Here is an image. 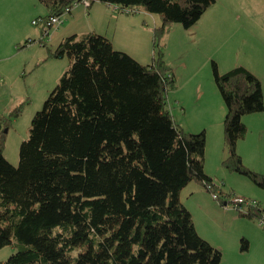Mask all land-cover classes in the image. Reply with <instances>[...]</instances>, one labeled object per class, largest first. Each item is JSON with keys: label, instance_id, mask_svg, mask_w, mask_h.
<instances>
[{"label": "trees", "instance_id": "16d2710c", "mask_svg": "<svg viewBox=\"0 0 264 264\" xmlns=\"http://www.w3.org/2000/svg\"><path fill=\"white\" fill-rule=\"evenodd\" d=\"M37 1L44 19L98 2L120 13L137 8L124 15L142 9L160 24L147 65L95 32L47 49L51 58L66 55L69 67L32 117L17 166L3 157L0 120V249L15 248L0 264H219L221 252L197 233L179 199L191 181L209 193L218 188L203 171L204 131L185 132L167 108L177 87L160 44L171 24L192 27L214 0ZM212 71L225 107L222 166L264 190V175L236 151L247 132L241 117L263 110L261 83L243 66L219 74L212 63ZM241 215L264 220L261 207Z\"/></svg>", "mask_w": 264, "mask_h": 264}, {"label": "rangeland", "instance_id": "374dc122", "mask_svg": "<svg viewBox=\"0 0 264 264\" xmlns=\"http://www.w3.org/2000/svg\"><path fill=\"white\" fill-rule=\"evenodd\" d=\"M133 15L137 16L140 13ZM16 19L20 27H16L15 17L12 19L11 26V42L15 48L11 50L10 57L5 62L9 66L8 75L3 85L0 86V120L7 122L6 132H4L3 157L12 166L18 164L19 147L28 138L32 117L42 109L48 94L69 67V59L66 55L61 58L48 57L46 50L48 48L54 50L57 45L55 46L53 41H49L42 46L41 41H46L47 36H40L42 30L40 34H36L37 29L41 28L40 26L32 25L30 19L24 23L22 17ZM171 25L169 31L160 38V43L163 53L166 52L168 55L164 61L173 70L176 87L179 82L184 86L186 80L191 79L192 82L195 81L191 85L197 86L200 83L203 86V91L216 95L218 104L214 107L213 117L218 120L222 129L225 107L213 78L212 63L216 65L219 74L235 66L245 67L259 79L264 91V0H214V3L205 10L192 27L185 29L180 24ZM53 30L52 27L50 32ZM126 36L124 45H132L128 34ZM27 37L34 42L20 48L19 45H23V40L25 38L27 40ZM172 45H186L184 51L188 53L192 50L195 55L186 54L185 64L182 65L178 61L174 53L175 47ZM16 63L20 65L18 69L15 68ZM174 97V92L170 91L167 97V108L174 122L180 127L182 122L185 132L198 133L199 131H187L193 129H190L189 123L180 121ZM244 117H253L249 122L251 132H248V137L255 140L257 150L262 156L256 162L250 161L251 170L263 174L264 109L259 114L251 113L248 116H242L241 120H244ZM189 119L190 117L187 120ZM219 131L220 129L218 133ZM221 133L223 135L222 130ZM215 138L213 129L211 133H208L207 141L205 140L206 156H204V163L207 157V167L210 168L211 175L215 176L212 179L213 182L220 185L221 191L225 193L230 192L236 196H241L239 194L242 193L250 196L247 199L255 200L264 210V190L246 177L229 172L220 165L221 148L226 156L223 146L224 137L221 146L216 143ZM207 196L213 202L215 201L210 193H207ZM184 202L189 204V201ZM203 206L202 204V208ZM202 208L199 211L197 209L193 211L194 220L191 218L194 226L207 242L223 252L221 264H236L237 261L234 260L231 246L233 241H236V244L238 241L240 246V236L246 228L238 229V223L218 217L216 212L208 215L207 218L199 215L203 211ZM205 208L213 210L207 204ZM14 251L15 248L11 245L1 248L0 262L5 261Z\"/></svg>", "mask_w": 264, "mask_h": 264}, {"label": "crops", "instance_id": "0c3cea01", "mask_svg": "<svg viewBox=\"0 0 264 264\" xmlns=\"http://www.w3.org/2000/svg\"><path fill=\"white\" fill-rule=\"evenodd\" d=\"M114 7L115 6L113 5L94 2L88 9H84L82 6L73 8L71 13L67 15L66 19L61 23L60 28L57 27L53 31H49L46 42L53 41L56 46L64 37L76 35L78 38L86 33L95 32L108 38L113 48L124 51L142 65L149 64L153 58V44L151 43L152 31L154 27L160 24L159 17L154 14L146 13L142 9H140V15H124L120 12H117ZM46 14V8L37 0H0V86L3 85L8 75L9 66L6 65L5 62L7 61L8 57H10L11 50L15 48L11 42V26L13 17H15L16 20V27L19 28L20 26L16 18L22 17L24 23V21H29L30 19L31 22L33 19L45 16ZM170 26L169 28H171ZM169 28L167 32L169 31ZM40 32L41 28L37 29L36 34L38 35ZM126 34H128L129 38L131 39L132 45H124V43L126 44ZM41 35L42 34H40V36ZM28 39L29 38L27 37V40ZM25 40L26 38L23 41L25 42ZM172 46L175 47L174 53L182 65L185 64L184 57L186 59L188 53H191L193 56L195 55L192 50L188 51V53L184 51V47L186 45ZM46 53H48L47 50ZM167 57V53L164 52V58L166 59ZM19 66V63H16L15 68L18 69ZM186 81L187 82H185L184 86L179 82L177 88L172 91L175 94L174 104L179 111L178 116H180V121L189 123L191 127L190 129H193L187 131L197 132L203 130L206 141L208 138V133H211V131L214 129L216 143L221 146L223 139V135L221 133L222 129L218 124V120L213 117V112L215 111L214 107L218 104L216 101V95H214L212 92L203 91V86L200 83H198L197 86H194L191 84L195 81L192 82L191 79ZM262 92L264 93L263 88ZM257 114H259V112ZM248 115L250 114H245L243 116ZM189 117L190 119L187 120ZM252 118L253 117H244V120L242 119V122L247 128V132L245 137L238 140L236 143V151L240 156L243 165L250 170L252 169L250 161L254 160L256 162L262 157L260 152L257 150L255 140L248 137V132H251L249 122ZM181 128L182 130H185V126L182 122ZM219 129L220 131L218 133ZM221 149V154L219 156L220 165H222L221 162L226 157L225 153L221 151ZM204 156H206L205 151ZM203 171L211 179L215 177L211 175L210 168L207 167V157L206 162L204 163L203 161ZM218 186V190L221 191L220 185ZM207 193L209 194V192H207L201 185L191 181L187 183V185L180 191L179 199L189 211L193 220V211H195V209L199 211L203 204V211L199 213V215L207 218L208 215L216 212L218 217L238 223V229L246 228L244 230L245 232H243V234L240 236V241L242 238L247 241L246 249L242 250L238 241L237 244L236 241H233L231 246L234 260L237 261L236 264H264V226H260L257 219L248 218L239 214L237 211H234L227 205H221L216 201L213 202L212 199H209ZM239 195L250 198V196L246 194L241 193ZM184 201H189V204H185ZM206 204L213 210H207L205 208ZM194 227L196 229V226ZM196 231L199 234L197 229ZM219 251L223 257V252L221 250Z\"/></svg>", "mask_w": 264, "mask_h": 264}, {"label": "built area", "instance_id": "2783aa9c", "mask_svg": "<svg viewBox=\"0 0 264 264\" xmlns=\"http://www.w3.org/2000/svg\"><path fill=\"white\" fill-rule=\"evenodd\" d=\"M77 2H74V5L77 4ZM79 3L82 4L84 7L90 6V0H80ZM114 8L118 9L117 6H115ZM70 10L71 7H66L60 14L50 16L48 19H44L42 17H39L38 19L35 18L31 21V24L40 26L42 30V36H48L50 29L52 27L54 29L59 27L60 24L63 22L64 18L66 17V15L70 13ZM120 11L125 14H130V13H135L137 11V8L131 7L129 9H121ZM27 44L30 43L28 42ZM210 194L215 201H218V198H221L224 204L230 206L233 210L237 211L239 214H246L250 212V210L259 207V204L255 200L247 199L242 196H236L234 194H231L230 192L225 193L216 190L214 192H210ZM258 223L259 225L264 226L263 218L259 219Z\"/></svg>", "mask_w": 264, "mask_h": 264}, {"label": "clouds", "instance_id": "9594fccd", "mask_svg": "<svg viewBox=\"0 0 264 264\" xmlns=\"http://www.w3.org/2000/svg\"><path fill=\"white\" fill-rule=\"evenodd\" d=\"M217 186V188L219 187L218 185H216ZM219 192H221V191H219ZM218 202V201H217ZM224 205H226V204H224ZM228 206V205H227ZM230 207V206H229ZM260 207V206H259Z\"/></svg>", "mask_w": 264, "mask_h": 264}, {"label": "water", "instance_id": "95a60500", "mask_svg": "<svg viewBox=\"0 0 264 264\" xmlns=\"http://www.w3.org/2000/svg\"><path fill=\"white\" fill-rule=\"evenodd\" d=\"M4 132H6V129H4Z\"/></svg>", "mask_w": 264, "mask_h": 264}]
</instances>
